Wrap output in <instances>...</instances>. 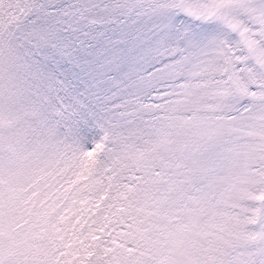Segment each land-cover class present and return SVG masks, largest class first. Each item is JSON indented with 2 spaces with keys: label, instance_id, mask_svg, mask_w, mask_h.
Returning a JSON list of instances; mask_svg holds the SVG:
<instances>
[{
  "label": "snow or ice",
  "instance_id": "6c2138e0",
  "mask_svg": "<svg viewBox=\"0 0 264 264\" xmlns=\"http://www.w3.org/2000/svg\"><path fill=\"white\" fill-rule=\"evenodd\" d=\"M0 264H264V0H0Z\"/></svg>",
  "mask_w": 264,
  "mask_h": 264
}]
</instances>
